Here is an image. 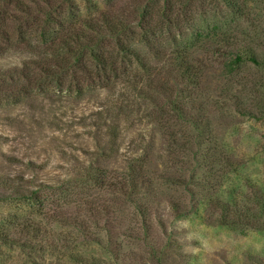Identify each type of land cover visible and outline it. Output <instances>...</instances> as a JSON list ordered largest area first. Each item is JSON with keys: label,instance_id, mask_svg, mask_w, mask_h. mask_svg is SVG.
Here are the masks:
<instances>
[{"label": "trees", "instance_id": "1", "mask_svg": "<svg viewBox=\"0 0 264 264\" xmlns=\"http://www.w3.org/2000/svg\"><path fill=\"white\" fill-rule=\"evenodd\" d=\"M192 1L0 0V41L16 35L31 55L0 78L17 79L10 91L22 103L24 117L59 133L52 138L53 153L72 166L48 198L58 206L67 204L69 211L60 212L45 201L43 192L51 185L34 174L48 162L24 161L0 148V201L27 210L23 215L0 211V264H98L94 256L79 252L90 246L114 264H120L129 246L142 253L145 264H179L182 258L172 247L175 225L163 217L155 194L166 193L176 218L188 219L196 175L193 167H185V156L192 152L194 157L195 151L179 130L187 125L199 137L203 125L196 112L188 118L195 110L192 96L214 66L234 82L243 71H260L238 83L245 96L252 92V112L264 108V0H221L209 9L201 3L188 25L183 18ZM94 95L104 98L90 111L72 115L73 106L64 104ZM142 101L156 113L160 138L181 163L178 175H161V183L148 147L125 156L118 171L102 164L118 153L115 132L124 119L122 106L138 109ZM67 109L72 116H66ZM15 165L22 169L14 171ZM96 191H108V203L94 196ZM235 197L220 205V216L247 222L235 220L240 228L251 227L264 214V189L247 195L250 204L241 217ZM213 198L216 209L219 200ZM84 209L94 211L90 219H80ZM51 221L63 229L50 230Z\"/></svg>", "mask_w": 264, "mask_h": 264}, {"label": "rangeland", "instance_id": "2", "mask_svg": "<svg viewBox=\"0 0 264 264\" xmlns=\"http://www.w3.org/2000/svg\"><path fill=\"white\" fill-rule=\"evenodd\" d=\"M220 1L193 0L186 11L187 16L183 18L185 23L189 25L195 19L201 3L204 9H209L221 5ZM25 51L16 35L13 41H0V74H9V67L21 65V61L31 59V55ZM252 74L259 76L262 73L243 71L234 82L224 76L220 68L214 66L209 69L207 80L196 91L197 95L192 96L189 102L194 105L195 110L187 117H193L196 112L203 125H200L199 137H193L195 133L191 134L194 131L187 125L179 130V136L184 137L188 147L195 151V159L192 152L185 156V159L189 160L185 167H193L196 175L190 184L194 194L191 196L193 201L190 202L193 204V210L189 211L188 205L182 207L189 211L188 219L176 218L177 213L168 205L166 193L155 194L156 199H159L158 207L163 217L169 225H175L172 247L174 253L178 254L177 259L182 258L178 261L179 264H264V214L257 215L256 212V220L250 224L251 227L246 228H240L234 223L239 220L240 224L247 225L243 220L234 217L223 220L220 216V205L230 200L233 195L236 196L234 201L238 205L237 213L240 217L244 216L245 206L250 204L246 202L247 195L255 188L261 192L264 189V108L261 113L252 112V92L245 96V92L240 90L244 85L238 83L244 75L248 77ZM16 81V78L12 81L4 76L0 78V148L3 153L22 158L24 161L32 159L38 163L48 162L43 170L34 172L46 185H51L43 192L47 206L60 212L69 211L67 204L58 206L55 200L48 199L54 195L53 187L60 184V179H67L66 174L72 168L69 161H63L53 153L52 138L59 133L44 122L39 124L24 117L22 103L10 91L15 87ZM23 86L26 87L24 84ZM103 98L102 95H94L78 103L65 101L64 104L68 108L73 106L72 115H75L77 112L94 109ZM34 101L38 103L36 99ZM254 103L261 104L259 101ZM132 108L122 106L124 119L119 121L118 132H115L120 135L118 153L113 159L102 161V164L111 171H118L123 166L125 156L138 155L148 147L153 154L152 167L155 175H158L159 183L165 175H178L181 163L173 153L174 150H170L167 143L160 138L159 127L155 124L158 120L156 113L143 101L140 108H133V113L130 111ZM25 113L27 115V112ZM65 114L72 116L69 109ZM76 147L80 146L77 144ZM19 166L15 165L11 169L19 171L22 169ZM172 193L169 192V195L172 196ZM94 196L105 199L107 203L111 197L108 191H96ZM213 197L219 200L216 209H213L214 206L210 202ZM189 199L190 196L187 197L186 203ZM99 209L97 207V210ZM0 211L5 214L23 215L27 210L16 203L0 201ZM93 212L84 209L80 219H90ZM49 225L53 231L61 228L59 222L51 221ZM79 252L85 257L94 256L98 264H114L107 255L101 256L97 246L83 247ZM122 254L120 264H145L142 253L136 252L135 246L125 247Z\"/></svg>", "mask_w": 264, "mask_h": 264}]
</instances>
